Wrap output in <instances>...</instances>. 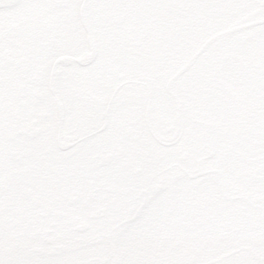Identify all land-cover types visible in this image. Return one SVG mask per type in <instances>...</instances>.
Here are the masks:
<instances>
[{"label":"snow or ice","instance_id":"1","mask_svg":"<svg viewBox=\"0 0 264 264\" xmlns=\"http://www.w3.org/2000/svg\"><path fill=\"white\" fill-rule=\"evenodd\" d=\"M0 264H264V0H0Z\"/></svg>","mask_w":264,"mask_h":264},{"label":"flooded vegetation","instance_id":"2","mask_svg":"<svg viewBox=\"0 0 264 264\" xmlns=\"http://www.w3.org/2000/svg\"><path fill=\"white\" fill-rule=\"evenodd\" d=\"M60 164V155L58 151H53L48 155L46 163L42 166L40 163H34L31 168L21 165L20 158L13 154L9 162L7 172V187L9 196L7 201V217L10 230L15 233L18 227H22L24 231L36 234L37 232L46 233V229L40 223V216L46 211H51L55 215L60 216L62 213L59 209L51 206V202L47 198V193L51 191L48 187L46 177L49 168H57ZM39 170V171H37ZM38 176V182L29 179L21 184L22 177ZM65 191L69 190L67 187ZM27 201L25 206L23 201ZM81 224L76 231L83 228ZM160 222L158 220L150 222L144 233L135 241L134 247L143 248L151 243V237H154L160 230ZM82 243L91 245L93 240H83Z\"/></svg>","mask_w":264,"mask_h":264}]
</instances>
